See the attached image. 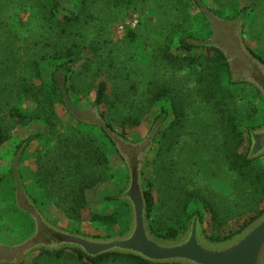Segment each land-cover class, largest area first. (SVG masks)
Here are the masks:
<instances>
[{"label":"trees","instance_id":"trees-1","mask_svg":"<svg viewBox=\"0 0 264 264\" xmlns=\"http://www.w3.org/2000/svg\"><path fill=\"white\" fill-rule=\"evenodd\" d=\"M95 1L78 0L81 11L70 12L63 9L61 0H38L40 10L44 8L40 18L45 22L46 32L39 38L25 39L26 43L21 45L18 32L13 30L33 26L40 19L39 11L36 8L31 20L22 25L17 15L26 3L0 0V147L10 137V129L3 126L5 118H10L15 126L41 121L49 127L47 136L35 133L19 145L26 152L34 140L40 141L39 147L29 155L37 164L36 171L22 173L9 168V182L13 185L8 193L7 172L0 171V218L11 212V219L7 218L13 223L16 221L14 228H19L24 237L34 230L29 213L22 212L15 200L16 191L24 188L40 210L55 207L72 221L82 220L83 213L90 208L91 192L115 179L120 180L122 190L127 185L125 172L117 173L111 165L112 155L120 153L113 122L122 128L136 127L149 118L154 108H159L162 125L169 115L173 117L167 128L158 132L162 145L152 161L153 166L192 167L195 179L192 178L193 187L182 185L177 189L180 191L177 203L167 222L155 216L158 204L153 189H145L152 233L161 238H177L186 231L195 214L204 223V211L199 207L203 206L210 212L214 228V233L206 236L214 242L232 238L264 212V167H260L261 158L248 157L251 131L264 125V100L260 91L248 81L234 80L227 54L214 41L199 40L217 35L201 10L199 17L177 7H174L176 11H160L156 5L149 7L157 15V22L151 26L147 15L139 28L127 31L126 47L132 50L124 56L112 37L115 17L103 16ZM176 1L181 6L195 3L194 0ZM215 1L218 8L213 10L223 19L245 12L249 24L245 25L246 30L242 29L244 42L247 43L245 38L253 39L256 46L248 49L264 63V20L255 24L264 0H252L244 6H241L242 0ZM117 2L118 6L123 4L130 9L136 7L138 0ZM199 18L206 26L196 23ZM10 22L13 24L9 32L5 29ZM201 31L205 32L204 36H200ZM87 49L90 56L84 55ZM47 60L56 61L52 65L51 81L42 75L41 65ZM93 61L95 70L91 72ZM153 69L156 71L151 74ZM140 73L149 78L145 88L139 86ZM94 90L96 116L103 123H95V127L80 126L81 119L70 110L77 111L71 102V92L74 97L86 98ZM26 102L34 103V110L24 112L21 106ZM59 108L76 124L63 121ZM186 123L193 141L181 143L182 137L175 132ZM118 136L124 138L123 134ZM117 200L119 206L96 212L92 217L105 225L124 222L126 228L118 234L122 235L129 228L131 213L126 201ZM194 204L196 207L190 210ZM261 206L263 209H259ZM252 213L240 229L227 234L220 232L230 219ZM75 257L92 264H157L122 253L92 258L77 248L71 253L63 248L54 251L41 248L38 256L29 262L3 260L0 264H62L74 262Z\"/></svg>","mask_w":264,"mask_h":264},{"label":"rangeland","instance_id":"rangeland-1","mask_svg":"<svg viewBox=\"0 0 264 264\" xmlns=\"http://www.w3.org/2000/svg\"><path fill=\"white\" fill-rule=\"evenodd\" d=\"M23 1L26 4L21 9V12L17 15L22 25L27 24L31 20V15L36 8H37L36 11H39V14L37 16L39 18L42 17L44 8L42 9V11L40 10L41 5L38 3V0H23ZM61 1L64 10L70 12L81 11L78 0H61ZM194 1L195 3L189 2L187 6H184L183 4H182L183 6H181L179 2H177L176 0H138L135 8L127 9L123 4L118 6L117 0H96L95 6L98 7L99 12L103 16H107L110 19L115 17V21L111 25L112 37L117 45V49H119V51L123 53L124 56L128 55L130 50H132V48L129 49L128 47H126L127 43L125 41H127L126 39L127 31L130 29L139 28L142 21L147 18V15L149 16L148 21L151 26H154V24L157 22V15L149 11L150 8L155 5L159 6L158 10L160 11H163V9H173V11H176L174 7H177L180 9V11L187 10V12L194 13L195 14L194 16H199V17L201 16L198 14L199 13L198 11L201 10L205 16L207 23L210 24L211 27H214L215 30H217V28L220 25H225V26L227 25V28L236 27L235 29L236 31L231 33L229 32V34L226 35L227 37L226 42H220L219 38L215 33L211 37L206 38L205 40H203L204 38L199 40L201 42L214 41L215 44L219 45L220 47H224V49H228V51L237 52V50L239 49V44H238L239 35H240L239 26L241 23H243L242 29L246 30L245 25L247 24L248 26L249 24V19L246 18L245 12H241L240 14H237L236 17L223 19L213 10L218 8L217 2L215 0H194ZM251 3L252 0H242L241 6ZM258 15H259V20L256 19L255 24H258V22L261 19L264 20V5L258 9ZM108 18L106 20H108ZM40 19L37 20V22L33 23V26L31 25V27H29L28 25L27 26L24 25L22 26L24 27L23 30H20L17 27L16 30H13L15 32H18V40H20L21 45L25 44L26 43L25 39L29 37H31V40H33L39 38L41 34L42 35L43 33L45 34L46 32V30L44 29L46 28V25H44L45 22L43 21L42 18ZM201 19L202 18H199L196 23H199V25L203 27L206 26L201 21ZM11 24H13V22L7 24L8 27H6L5 29L6 31L12 30ZM141 29L145 31V28L143 26L141 27ZM247 32H248V28H247ZM200 33H201L200 36H204L205 34L204 31H201ZM145 34L148 35V32H146ZM245 39L247 41L246 43L247 48L248 47L253 48L256 46L252 38L251 39L245 38ZM147 52H150L148 48H147ZM21 53L23 54L24 52ZM84 55L90 56V51L88 49L84 50ZM55 62L56 61L54 60H47L44 61L41 65L42 75L46 81H51L52 65H54ZM91 65H92L91 69H93V71L91 72H94L95 61H93ZM150 66L152 67L153 64ZM154 71L156 70L153 69V71H151V74H153ZM148 79L149 78H146L142 73H140L139 76L140 88L146 87V85L148 84ZM234 80L238 81L237 78H234ZM191 89L194 90V87H192ZM94 99H95V90L86 98H84L82 95L74 97V92L73 91L71 92V102L75 106L77 111H87L90 109L94 110L95 109V103L93 102ZM21 107L24 112H31L32 110H34L35 105L32 102H26ZM160 112L161 110L159 108H154L151 111L149 118L147 120H144L139 126L136 127L125 126V128H122L116 122L113 123L118 135L123 134L124 135L123 139H126L127 141L130 142L135 143V142L146 141L149 140L154 135L152 148L147 155V160L143 167V187L144 189H148L150 187L153 189V194L158 204L157 205L158 209L156 210L155 216L157 218L160 217L162 221L167 222L169 218L173 215V209L175 208V205L177 203V198H178L177 195L180 192V191L178 192L177 189L182 185H188L189 187H193L194 181L192 178L195 179L194 177L195 173H194V169L191 170L192 167L185 169V167H162V165L156 167L153 166L152 161L156 158L157 151L159 147L162 145L161 133L158 132H162L164 129H166L173 117L172 114L169 115L167 121H165L162 125L161 123L162 121H160L161 115H159ZM59 115L61 116L63 121L70 120L73 124H76V121L71 119L63 108H59ZM163 116L164 115H162V117ZM262 116L264 118L263 104H262ZM87 117L90 116L87 115ZM3 126L6 129H10L9 130L10 137L8 141L0 147V171L3 173L4 171L5 173L7 172L6 176L8 182L5 185L8 186V188H6V191L8 193L11 191V186L13 185V183L9 182V180H11V176L8 175L9 168L13 167L15 168V170L17 169L19 172L21 171L22 173L27 170L31 172L36 171L37 164L34 158H32L29 155L30 153L34 152L36 148L39 147L40 141L34 140L30 144L26 152L23 151L24 150L23 146H19V145L30 135H33L35 133H41L42 135L47 136L49 133V127L46 126L41 121L40 122L34 121L33 123L25 126L21 124L15 126L10 118H5ZM80 126L95 127V123L92 124L91 122H89V120L88 121L81 120ZM175 133L179 134V136L182 137L183 140L180 141L181 143L193 141L192 135H189L190 126L188 123H186L182 129L176 131ZM118 137L122 138L121 136ZM117 141L119 142L117 146L120 149V153L114 154L111 157V165L115 172L117 173L125 172L124 173L125 176L128 177L126 178L127 179V185L125 187L126 189L129 183V168L127 165L128 163L125 159L126 157L124 156L126 154L124 152L125 147L120 143V140ZM243 150L244 151L247 150L246 145L244 146ZM23 155L24 158L23 159L20 158L23 157ZM259 158H261L260 163L262 164L260 167H264V154L261 155ZM221 179L224 180V178ZM119 181L120 180L115 179L113 181L106 182L101 186H99L97 190L89 194L88 199L90 203V208L83 213L82 220L80 221H72L71 219L66 218L62 210L55 207H50L43 211L40 210L38 207L37 208L39 209L41 215L47 221H49L51 224L59 228H63L71 232L82 234L89 237L106 238L110 236H115L121 234L125 230L126 226L124 222L119 221L113 225H105V224H101L98 219H94L92 215L96 212L98 213L103 211L106 212L111 211L115 207L120 205L117 198H119L122 195L125 189L122 190L120 188ZM150 182L153 183L152 186L149 185ZM221 182L222 181L219 180V184ZM28 183L31 184L30 179ZM109 197H113V199H109ZM119 199L122 200L121 198ZM15 200L17 204V191L15 193ZM17 207L22 212L25 213V211H23L18 206V204ZM195 207L196 204L192 205L190 207V210L194 209ZM199 207L201 210L204 211V215H205L204 223H203V228L205 230L204 233L207 236H211L214 233V228L212 226V221H211V214L209 211L205 210L203 206H199ZM263 207L261 206L259 209H263ZM10 213L5 214L4 218H0V240L2 241L3 244L6 245H16L22 242L21 245L24 246L31 237L32 232L34 230L32 229V231L24 237V234H21L19 232L20 230L19 228L18 230L14 228V226L16 225L15 224L16 221L13 223L11 220H9V218L11 219ZM253 215L254 214L252 213L243 218L230 219L220 229V232L222 234H227L231 231H236L240 229L246 223V221H248ZM7 216L9 218H7ZM29 218H31L33 222V218L30 215ZM30 246L31 245L26 246V248L24 249L22 247L21 250L12 249L13 252L9 253V255L0 256V261L9 260V261L17 262L21 260L24 262H29L33 258L38 256L40 251V249H30ZM58 249L60 250V248ZM52 250L54 251V249ZM63 250H67V253L73 252L72 247L63 248ZM83 261L85 263H90L86 260ZM83 261L76 260L75 257L74 262L71 261V263L81 264V262ZM71 263L65 261L62 264H71ZM104 264H124V263L105 262Z\"/></svg>","mask_w":264,"mask_h":264},{"label":"water","instance_id":"water-1","mask_svg":"<svg viewBox=\"0 0 264 264\" xmlns=\"http://www.w3.org/2000/svg\"><path fill=\"white\" fill-rule=\"evenodd\" d=\"M239 28V49L252 65V67L246 66V70L252 77L248 82L260 91L264 99V63L255 58L247 48L242 33L243 23ZM224 51L227 52L226 49ZM70 110L78 119L89 120L92 124L103 123L102 118L96 116L97 108L87 111ZM116 138L131 147L139 145L120 138L118 135ZM117 139L116 144L118 145ZM153 139L154 135L149 139L139 160L127 162L129 183L119 197L128 203L131 210L130 225L124 234L106 238L89 237L48 223L50 226H48V238L44 240L45 244L55 243L57 248H77L92 258L109 253H122L138 256L157 264H264V212L240 233L225 241L214 242L206 237L199 214L193 216L186 231L177 238L166 239L152 233L143 187V167L152 148ZM263 154L264 125L251 131L248 157L254 159ZM17 204L29 215L37 213L40 217L42 216L24 189L17 191ZM0 243L9 249H22V242L16 245H6L0 240Z\"/></svg>","mask_w":264,"mask_h":264},{"label":"flooded vegetation","instance_id":"flooded-vegetation-1","mask_svg":"<svg viewBox=\"0 0 264 264\" xmlns=\"http://www.w3.org/2000/svg\"><path fill=\"white\" fill-rule=\"evenodd\" d=\"M239 22V21H238ZM236 27H228L227 25H220L217 28V37L219 38L220 42H226L227 37L226 35L229 34V32H234ZM223 50L224 47L222 48ZM228 58L230 62V71L232 74L233 78H237V80H242V81H249L252 79L251 74L249 73L248 70H246V66L252 67L251 63L246 57L243 55L241 49H238L237 52H232L228 51L226 49ZM120 143L125 147L124 152L126 153L124 156L126 157V161L129 163L132 160H139L143 154L144 149L148 145L149 140L146 141H141V142H131L133 144H139L137 146L131 147L127 145V143L123 142L121 139ZM130 142V141H129ZM33 218L34 221V231L32 232L31 237L29 240L26 242V244L23 247L26 248V246H30V249H41V248H46V249H58L57 245L55 243H52L51 245H46L44 240L48 238V226H50L45 218L42 216L40 217L39 214L34 213L33 215H30ZM13 250L7 248L5 245H1L0 243V256H7L9 253H12ZM21 261V260H20Z\"/></svg>","mask_w":264,"mask_h":264},{"label":"crops","instance_id":"crops-1","mask_svg":"<svg viewBox=\"0 0 264 264\" xmlns=\"http://www.w3.org/2000/svg\"><path fill=\"white\" fill-rule=\"evenodd\" d=\"M113 156V155H112ZM113 168V167H112ZM114 170V169H113ZM130 213H131V210H130Z\"/></svg>","mask_w":264,"mask_h":264}]
</instances>
